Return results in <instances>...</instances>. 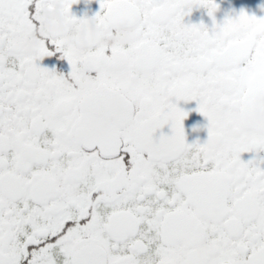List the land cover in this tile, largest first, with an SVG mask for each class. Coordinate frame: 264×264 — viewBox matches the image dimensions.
I'll use <instances>...</instances> for the list:
<instances>
[{"label": "snow or ice", "instance_id": "snow-or-ice-1", "mask_svg": "<svg viewBox=\"0 0 264 264\" xmlns=\"http://www.w3.org/2000/svg\"><path fill=\"white\" fill-rule=\"evenodd\" d=\"M77 2L0 0V264H264V15Z\"/></svg>", "mask_w": 264, "mask_h": 264}, {"label": "flooded vegetation", "instance_id": "flooded-vegetation-1", "mask_svg": "<svg viewBox=\"0 0 264 264\" xmlns=\"http://www.w3.org/2000/svg\"><path fill=\"white\" fill-rule=\"evenodd\" d=\"M217 3L220 4V11L216 13L217 19H221L226 12H232L233 10L239 11L241 8L246 9L250 14L264 15V11L261 10L259 5L264 4V0H217ZM99 10V3L98 0H78L77 3L73 4L71 7V11L76 16H82L84 13L88 15L94 14L96 11ZM45 19V15H44ZM44 19L42 20L44 26ZM185 23L192 22L198 23L203 20L205 23H210L209 17L206 14V10L203 8H193L191 14L186 16ZM45 28V27H44ZM42 65L51 66L52 60L46 58L43 61H40ZM59 69L67 70L66 62L59 63ZM195 101H189L187 103L181 101L180 107L184 108L185 110L194 109L195 108ZM206 123L203 117H201L196 112L192 111L189 113L188 118L184 121L186 137L189 142L199 138L203 140L206 138L207 132L206 128L203 125ZM195 124H199L200 127L197 130H193V126ZM167 130V129H166ZM251 154L244 153L242 154L243 159H248ZM264 155V154H262Z\"/></svg>", "mask_w": 264, "mask_h": 264}, {"label": "clouds", "instance_id": "clouds-1", "mask_svg": "<svg viewBox=\"0 0 264 264\" xmlns=\"http://www.w3.org/2000/svg\"><path fill=\"white\" fill-rule=\"evenodd\" d=\"M45 19H44V27L45 29L51 28L53 25L51 21L53 19L59 20L60 17V11H59V6H57L55 9L52 11L46 12L45 14ZM57 27L62 28V24H57ZM118 28L120 29V36H119V42L120 43H125L127 42L128 39L131 38V36L134 34V29L130 27H126L125 25H119ZM85 31L92 33L93 37H95L96 33L99 31L94 24L91 22L86 26ZM83 36V33H81V37ZM117 37H109L108 40L102 41L103 43H111V42H116ZM35 45V39H32L27 42L26 46L31 48ZM258 123L264 125V115L260 116L258 118Z\"/></svg>", "mask_w": 264, "mask_h": 264}]
</instances>
